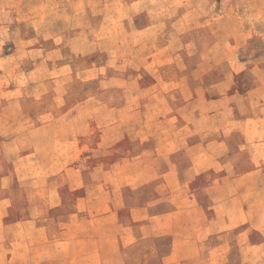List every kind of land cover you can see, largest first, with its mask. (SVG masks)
Returning a JSON list of instances; mask_svg holds the SVG:
<instances>
[{
    "label": "rangeland",
    "instance_id": "374dc122",
    "mask_svg": "<svg viewBox=\"0 0 264 264\" xmlns=\"http://www.w3.org/2000/svg\"><path fill=\"white\" fill-rule=\"evenodd\" d=\"M149 110H202L206 130L221 115L264 138V0H0V212L75 210L102 178L116 189L103 168L164 129L144 122ZM252 179L259 188H224L263 213L225 238L238 260L264 244V174Z\"/></svg>",
    "mask_w": 264,
    "mask_h": 264
},
{
    "label": "crops",
    "instance_id": "0c3cea01",
    "mask_svg": "<svg viewBox=\"0 0 264 264\" xmlns=\"http://www.w3.org/2000/svg\"><path fill=\"white\" fill-rule=\"evenodd\" d=\"M150 113L144 118L149 127L164 124L141 138L154 140V146L133 148L103 168L117 177L116 189L102 178L87 187L92 193L77 196L75 210L0 212V264H264V244L258 258L238 260L225 239L237 232L248 235L252 219L263 213L252 216L246 211L250 198L224 190L232 182L259 188L252 178L264 174V138L251 141L254 131L231 129V120L221 115L206 130L202 110L180 117ZM122 129L115 132L125 138ZM237 135L240 140H234ZM128 185L134 188L127 193ZM214 235L224 241H210Z\"/></svg>",
    "mask_w": 264,
    "mask_h": 264
}]
</instances>
